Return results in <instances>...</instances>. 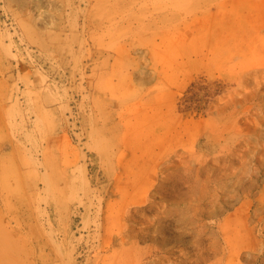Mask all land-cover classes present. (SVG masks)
I'll list each match as a JSON object with an SVG mask.
<instances>
[{
	"label": "rangeland",
	"instance_id": "rangeland-1",
	"mask_svg": "<svg viewBox=\"0 0 264 264\" xmlns=\"http://www.w3.org/2000/svg\"><path fill=\"white\" fill-rule=\"evenodd\" d=\"M0 264H264V0H0Z\"/></svg>",
	"mask_w": 264,
	"mask_h": 264
}]
</instances>
